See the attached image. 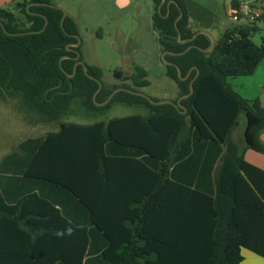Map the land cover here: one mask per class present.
I'll list each match as a JSON object with an SVG mask.
<instances>
[{"label": "trees", "instance_id": "trees-1", "mask_svg": "<svg viewBox=\"0 0 264 264\" xmlns=\"http://www.w3.org/2000/svg\"><path fill=\"white\" fill-rule=\"evenodd\" d=\"M154 3L152 26L187 113L170 104L117 88L150 86L136 66L133 87L115 85L94 95L99 84L67 46L79 35L63 12L14 1L0 8V100L19 97L28 110L56 121L76 100L101 113L115 104L138 107L144 114L114 117L91 124L60 121L57 131L28 138L0 161V263L6 264H241L242 251L264 258V170L245 160L248 150L264 155V107L259 97L236 93L227 79L252 76L264 60L251 35L264 15L249 25L227 30L212 52L211 39L190 25L186 0ZM243 0H230L239 7ZM15 10L24 14L19 21ZM46 19L49 21L44 28ZM1 23L9 33L8 35ZM24 25L26 27H24ZM196 46L180 55L189 46ZM81 52V46L76 48ZM70 58L60 61L63 57ZM81 60L83 58L81 57ZM89 75L102 72L87 65ZM73 75V77H69ZM264 92V87L262 88ZM159 101L158 99H154ZM246 118L243 146L233 138L239 118ZM3 258V259H2Z\"/></svg>", "mask_w": 264, "mask_h": 264}, {"label": "rangeland", "instance_id": "rangeland-1", "mask_svg": "<svg viewBox=\"0 0 264 264\" xmlns=\"http://www.w3.org/2000/svg\"><path fill=\"white\" fill-rule=\"evenodd\" d=\"M14 1L22 0H0V8L15 9ZM186 3L192 21L191 28L208 31L216 42L227 30L238 26L229 16L230 0H186ZM51 4L68 12L67 16L77 25L78 36L82 41L81 57L87 65L101 70L104 86L112 88L125 84L133 87L131 80H119L115 74L121 71L125 78H129L135 67L140 66L147 72V80L150 82L149 87L140 89L141 92L158 100H174L178 97L176 83L167 76V65L162 59L163 52L159 51L156 60L153 59L151 49L140 39V34L146 28L141 17L150 11L154 12L152 1L134 0L124 11L116 9L110 0H52ZM15 13L23 27L24 14L17 10ZM258 25L260 31L253 33L251 40L260 46L264 37V23ZM154 40L155 46L160 49L156 37ZM137 51L141 55L135 53ZM227 82L240 96L255 99L263 92L259 83L264 82V69L252 77L229 78ZM144 113L141 108L122 104H115L106 112L93 113L85 108L81 100H76L64 117L48 121L25 108L19 97L0 100V161L22 141L57 131L60 121L91 124L114 117ZM245 123L246 118L241 115L239 126L233 132V138L240 146L244 143Z\"/></svg>", "mask_w": 264, "mask_h": 264}, {"label": "water", "instance_id": "water-1", "mask_svg": "<svg viewBox=\"0 0 264 264\" xmlns=\"http://www.w3.org/2000/svg\"><path fill=\"white\" fill-rule=\"evenodd\" d=\"M165 3H166V0H163L162 3H161L160 6H159V11H161V8H162V6H163ZM171 4H176V5H178V3H177L176 1L171 0V1H169L168 4H167L168 8L170 7ZM32 5L44 6V7H50V8H52V9L61 10V11L63 12V16H62V19H61V25H62V28L64 29V21H65V19H66V17H67V13L65 12L64 9H62L61 7L55 6V5H53V4H48V3H31V4L28 6V8H29L30 6H32ZM183 16H184V12H183V10L180 8V17L178 18V20L176 21V24H175L176 29H177L178 34H179V42H180L181 44H186V43H190V42L194 41L199 35H207V36H209L210 39H211V48H210L209 50H203V49H201V50H202L203 52H212V51L215 49V47H216V40H215V38L212 36V34L209 33V32L206 31V30H200V31H197V32L194 34V36H193L192 38H190V39H186V40H183V39H182V35H181V32H180V30H179V28H178V26H177V23H178V21H179ZM48 23H49V21L46 19L45 26H44V28H43L42 30H40V31H32V32H29V33H31V34H39V33H42V32L47 28ZM1 26L3 27L4 31L6 32V34L11 35V36H13V35H19V34L9 33V32L7 31V29L5 28V26H4L3 23H1ZM73 37H75V38L77 39V42H76V43H70V44L67 46V50H68L69 52H75V53H76V57L73 58V59L76 61V64H75V66H74V73H76L77 67H78L79 65H81V66L83 67V69H84V72L89 76V78L95 80V81L99 84V88H98V90L96 91V93H95V95H94V101L96 102L97 95H98V94L100 93V91L103 89V83H102L101 80H99V79H97V78H95V77L89 75V73H88V69H87V64H86L83 60H81V52H80L79 50L73 49V47H74V48H78V47H80L81 44H82V41H81V39H80V37H79L78 35H73ZM195 47H196V46H194V45L189 46L184 52L180 53V55L187 53L188 51H190L192 48H195ZM162 55H163V56H162V59H163V61L166 63V65H172V66H175V67L177 68L179 78H180L181 80H183V81L188 80V79L190 78V75H191L192 71L196 69V67H193V68L189 71V73H188L185 77H183V75H182V71H181V69H180L177 65L172 64V63H169V62L166 61V55H177V54H176V53H173V52L165 51V52H163ZM68 58H70V57L65 56V57H63V58L61 59V61H60L61 66H62V61H63L64 59H68ZM199 74H200V72H199V70H198V71H197V75L191 80V82H190V92H189V94L186 95V96H182V97H180V98L177 100V102H174L173 100H167V99H163V100L155 101L153 98H151L150 96L146 95V94L143 93V92H137V91H133V90H131V89H127V88H117V89H115V90L112 92V94L108 97V99H107L106 101H104L103 103H97V102H96V104L99 105V106H105V105H107V104L112 100V98H113L117 93H119V92H121V91H125V92H129V93H131V94H135V95L141 96V97H143V98H146L148 101H150V102H151L152 104H154V105H164V104H170V105H173L174 107L183 110L181 113L186 114V113H187V109L184 108V106L182 105L181 102H182V100L189 98V97L193 94V85H194V81L198 78ZM69 77H73V75H71V76H69Z\"/></svg>", "mask_w": 264, "mask_h": 264}, {"label": "crops", "instance_id": "crops-1", "mask_svg": "<svg viewBox=\"0 0 264 264\" xmlns=\"http://www.w3.org/2000/svg\"><path fill=\"white\" fill-rule=\"evenodd\" d=\"M110 1L113 2V4H114L116 9H118L119 11H124V10H126L128 8V5L132 4V2L134 0H110ZM67 15H69L68 12H67ZM152 16H153V11L152 12L150 11L144 17H141L142 22H145V24H146V28L144 29L145 31H143L140 34V39L142 41H144L146 43V45L149 46L148 49H151V56L153 57V59L156 60V58L158 57V52L159 51L162 52V51H161V47L159 49L154 44V42H155L154 39L157 36V34L155 33V31L153 29V26H152ZM190 25L192 26V21L191 20H190ZM198 30H200V29H197V31ZM156 41H157V38H156ZM139 52L140 51H137L135 53L138 54ZM139 55H141V53H139ZM144 56L147 57L146 54ZM263 62H264V60L257 67V70L254 73V75H257L259 73V71H262L264 69V63ZM254 75H252V76H254ZM252 76H249V77H252ZM259 86H262V88H263L264 87V82H260ZM168 98L173 99L174 97H168ZM243 98L249 99V100L253 99V98L250 99L247 96H244ZM259 98H261L260 100H261L262 106L264 107V93L263 92H262V94L260 95ZM261 139L264 142V131H263V134H261ZM245 160L247 162H249L250 164H252V165L264 170V155L263 154L257 153V152L252 151V150H248L245 153ZM242 254H243L244 260L241 262V264H264V258L254 254V253H252V252H250L248 250H243ZM1 262L2 263H0V264H6L4 261H1Z\"/></svg>", "mask_w": 264, "mask_h": 264}, {"label": "built area", "instance_id": "built-area-1", "mask_svg": "<svg viewBox=\"0 0 264 264\" xmlns=\"http://www.w3.org/2000/svg\"><path fill=\"white\" fill-rule=\"evenodd\" d=\"M264 15V0H243L239 7L230 5V19L238 25H249Z\"/></svg>", "mask_w": 264, "mask_h": 264}, {"label": "flooded vegetation", "instance_id": "flooded-vegetation-1", "mask_svg": "<svg viewBox=\"0 0 264 264\" xmlns=\"http://www.w3.org/2000/svg\"><path fill=\"white\" fill-rule=\"evenodd\" d=\"M29 5H30V4H29ZM29 5H28V6H29ZM28 6H27V9H29V8L31 7V6H30V7L28 8ZM73 49H76V48L73 47Z\"/></svg>", "mask_w": 264, "mask_h": 264}]
</instances>
